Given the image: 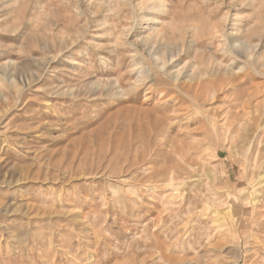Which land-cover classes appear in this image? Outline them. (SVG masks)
Masks as SVG:
<instances>
[{"label": "rangeland", "instance_id": "1", "mask_svg": "<svg viewBox=\"0 0 264 264\" xmlns=\"http://www.w3.org/2000/svg\"><path fill=\"white\" fill-rule=\"evenodd\" d=\"M0 264H264V0H0Z\"/></svg>", "mask_w": 264, "mask_h": 264}, {"label": "bare ground", "instance_id": "2", "mask_svg": "<svg viewBox=\"0 0 264 264\" xmlns=\"http://www.w3.org/2000/svg\"><path fill=\"white\" fill-rule=\"evenodd\" d=\"M200 85H201V84H200ZM186 88H187V87H185V89H186ZM193 88H194V87H193ZM191 89H192V88H191ZM185 91H186V90H185ZM196 91H197V90H196ZM199 91H200V90H199ZM206 91H207V90H206ZM192 92H193V91H192ZM189 93H190V92H189ZM195 93H196V92H195ZM201 94H202V92H201ZM201 94H200V95H201ZM205 95H206V94H205ZM196 98H197V97H196ZM196 100H197V99H196ZM168 101H169V100H168ZM168 101H167V102H168ZM199 102H200V101H199ZM262 157H263V156H262ZM259 158L261 159L260 156H259ZM259 158H258V159H259ZM182 173H184V172H182ZM189 179H190V178H189ZM170 180L172 181V179H170ZM183 181H184V180H183ZM182 185H183V184H182ZM183 186L185 187V185H183ZM183 186H182V188H183ZM187 190H188V189H187ZM189 199H190V198H189ZM189 202H191V201H189ZM188 204H189V203H188ZM193 205H194V204H193ZM193 205H192V206H193ZM187 207H188V206H187ZM192 208H193V207H192ZM195 210H196V209H195ZM190 211H191V210H189V212H190ZM197 211H198V210H197ZM207 211H208V210H207ZM189 212H188V213H189ZM194 212H195V211H194ZM186 214H187V212H186ZM194 215H195V213H194ZM187 216H188V215H187ZM188 217H189V216H188Z\"/></svg>", "mask_w": 264, "mask_h": 264}]
</instances>
